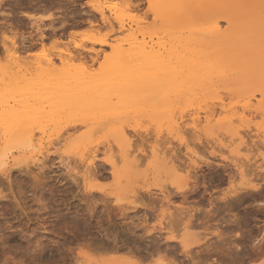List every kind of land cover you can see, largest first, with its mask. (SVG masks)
Wrapping results in <instances>:
<instances>
[{"label":"rangeland","instance_id":"374dc122","mask_svg":"<svg viewBox=\"0 0 264 264\" xmlns=\"http://www.w3.org/2000/svg\"><path fill=\"white\" fill-rule=\"evenodd\" d=\"M183 1L0 0V83L3 84H0V94L9 89V85H6L9 79L5 75L10 69H18L17 72L20 69L21 74L24 71L29 77L42 79L38 69L42 58H49L51 55L58 59L57 56L67 55L71 51L73 54H82L80 57H83L72 60L75 67H89L84 70H91L97 79L103 77L105 70L102 72L101 69L107 68L116 54L111 47L100 45L102 40L129 47V41L136 36L139 41L161 46L162 51L174 50L179 56L198 58L199 64H202L207 61V57L212 60L213 53L219 48L212 34L219 21L227 34L237 31L253 35L255 42L252 45L258 48L260 46L261 50L255 49L258 52L255 55L258 64L252 60L245 65H227L225 70L231 68L229 71L227 69V73L222 72L214 80L210 79L206 90H202L201 101L183 102L171 80L166 83L167 79L159 78L142 85L143 88L121 85L111 97L110 105L113 110L103 106L102 96L97 99L95 109L75 112L68 109L52 110L48 106L40 127L46 125L44 128L50 132L55 131L53 129L57 126L64 134V129L69 127L70 130L75 124L92 120L95 123L92 128L95 130L97 127L100 131L91 129L90 133H86L88 128L83 127L74 139L78 144L71 141L64 146H56L60 152L54 147L49 152L50 158L42 167L33 163L29 165V169H13L10 177L0 174V196L4 195L0 197V264H62V260H73V264H215L218 260L216 264H259L264 261V28L259 27L264 24L250 19L261 18L260 21L264 22V4L262 0H194L193 8L206 17L196 19L198 14L194 13L197 15L193 19L190 12L186 14L187 9L192 11V5L184 4L189 0ZM252 6L257 7L254 10ZM100 10L104 11L106 21ZM121 24H124L123 30H120ZM248 24H255L254 29H249ZM260 34L263 36L259 38ZM23 38L27 39L25 45L28 48L22 49ZM14 39L18 46L13 45ZM227 40L229 39L226 37L221 39L222 42H229ZM95 49L102 51L98 57L96 55V60L93 58ZM16 52L20 59H17ZM186 73L194 79L200 78L201 74L196 64L183 75ZM4 77L7 79H2ZM181 81L182 78L179 82ZM151 90L154 91L150 92ZM47 94L45 98L48 100L51 95L50 92ZM212 111L215 115L207 124L205 117ZM109 113L114 116V120L111 118V122L107 123L104 117ZM197 117H200L201 124L194 121ZM46 118L48 122L44 123ZM175 120L181 129L180 134L177 127H174ZM119 124L129 132H134L132 146L137 151L136 154L139 153L138 159L143 157L134 166L137 169L117 160L118 154H121L116 138ZM38 129L39 127L37 132ZM38 135L41 136L37 133V138ZM91 149H98L99 155L95 160L96 164L88 169L87 164L81 160V155L83 152L90 153ZM62 152L69 157L70 167L62 161ZM111 152L118 154L115 156ZM111 154L119 163L115 167L111 164ZM121 170L123 171L120 172ZM89 174L92 175L91 180L87 178ZM243 181L257 182L260 187L248 188L252 192L248 189L242 192L239 190V198L242 199L238 201H232L230 197L224 199L228 189L232 192L235 186L242 187L237 184ZM185 182H188V187L184 186ZM247 191L249 194L243 193ZM250 193H253L252 197ZM234 202H238V205L232 209L234 206L230 204ZM222 204L224 206H220ZM177 207H182L184 214L189 208L193 211L197 209L202 216L200 224L203 226L192 228V234L183 236L184 223ZM218 207V212L223 215L215 212ZM226 207H230L229 211ZM210 212L215 217L210 214L212 216L208 219L211 220L208 221L206 217H210ZM173 216L178 218L179 223ZM228 217H231V222ZM173 218L176 221L174 223ZM238 219L243 231L239 229ZM234 220H237L236 224ZM205 221L209 222V226ZM229 226L235 227H230L233 232ZM220 230L226 237L221 239ZM228 230L230 235L227 236ZM240 233L244 234L243 237L239 236ZM182 236L194 252L201 253L206 247H201L205 241L221 246L214 245L213 247H217L215 250H221L222 245L229 242V246L225 243L228 248L224 245V252L241 247L239 249L244 250L243 256L217 257L216 254L212 257H183V249L179 243ZM235 236H238V240ZM155 238L160 242L158 250L153 245L158 243ZM235 240L240 244L238 248L230 245L231 242L237 244ZM166 242L173 243L177 248H170ZM259 242L262 249L258 246Z\"/></svg>","mask_w":264,"mask_h":264},{"label":"bare ground","instance_id":"6f19581e","mask_svg":"<svg viewBox=\"0 0 264 264\" xmlns=\"http://www.w3.org/2000/svg\"><path fill=\"white\" fill-rule=\"evenodd\" d=\"M165 1V0H164ZM183 1V0H182ZM186 1V0H184ZM183 1V2H184ZM194 0H189V3L187 1V3L184 4H188L189 6L192 5L191 9L192 11L189 9H187L186 14H188V12L191 13V16L193 19L196 18L195 16L197 15L198 17L196 19H200L201 18H205V16H203L202 14H199L197 11V9L193 8V4L195 2H193ZM245 1V0H243ZM242 1V2H243ZM249 1V0H247ZM181 2V1H180ZM182 2V4H183ZM223 2V1H222ZM252 2V1H251ZM183 4V5H184ZM241 4V3H240ZM246 5V3H244ZM244 4H242L244 6ZM249 4V3H248ZM253 4V3H252ZM251 4V5H252ZM188 5H184L188 8ZM183 6V7H184ZM241 8H247L246 6ZM250 6V4H249ZM248 6V7H249ZM253 9L255 10V7L252 6ZM240 8V7H239ZM182 9V10H183ZM194 9V10H193ZM242 10V9H241ZM248 10V9H246ZM251 9V11H254ZM194 11V12H193ZM102 18L104 21H106V16L104 15V11L100 10ZM183 12V11H182ZM259 12V10H258ZM181 13V11H180ZM184 13V12H183ZM194 13H197L196 15ZM211 13V12H210ZM223 13V12H222ZM254 13V12H253ZM257 13V12H255ZM264 13V12H263ZM185 14V13H184ZM194 17H193V15ZM235 14V13H234ZM258 14V13H257ZM200 15V16H199ZM209 15V14H208ZM212 15V14H211ZM230 15V14H229ZM236 15V14H235ZM261 15V14H260ZM264 16V14H262ZM261 15V16H262ZM180 16V15H179ZM253 16V15H252ZM251 16V17H252ZM178 17V15H177ZM182 17V16H181ZM180 17V18H181ZM184 17V16H183ZM187 17V16H186ZM210 17V16H209ZM209 17H207V20L209 19ZM235 17V16H234ZM259 17V16H258ZM188 18V17H187ZM263 18V17H262ZM195 19V20H196ZM248 19V18H247ZM251 20H253L254 22L258 21L262 24H264V22L260 21L261 18H258L256 20L253 18H250ZM249 19V20H250ZM94 20V19H93ZM250 20V21H251ZM181 21V20H180ZM198 21V20H196ZM203 21V20H200ZM243 21V20H242ZM252 21V22H253ZM205 22V21H203ZM219 22V21H218ZM216 24V26L214 27V39L216 40L217 44H218V49L213 53L214 57H212L213 59L211 60V58L207 57L206 58V62L199 64V60L198 58H187L185 56H179L177 55V53L174 50H165L162 51L160 47H157L155 44H151L147 41H139L138 38L136 36H133L131 38V40L129 41V47H124V45L119 44V43H111L109 41L106 40H102L100 41V45L103 46H109L112 48V50L115 52L116 57L115 59H113L112 62H110L107 66V68H103L101 69L102 72H104L105 70V74L103 75V77H100L99 79L95 78L93 73L91 72V70L87 69L84 70L85 68H89V67H78V68H82V69H78L77 67H75L72 63V60H74L77 57H80V55L82 54H77L74 52V54L71 52H67V55H59L57 56L58 59H55L54 57H45L42 58V62L39 64L38 69L40 70V78L42 79H35L32 77H29V75L27 76L24 71L21 74L20 69L19 72H17L18 69H14L13 70H9L10 74L8 70H6V72L8 71V73H6L5 76H8V83H6V85L9 87V89H5L6 91L2 94H0V174L5 175L6 177H10L9 175L11 174L10 172L15 169H22V168H27L30 167L29 165L33 164V165H38L40 167H42L46 160L49 159V152L50 150L52 151L53 148L56 146L58 147V145H65L67 144V142H77L76 144H78V141H75L74 139H76V135L79 133L81 128H88V131H85L86 133H90L91 129L93 131H100L97 129V127H95V130L92 128V124H95L94 122H89V121H83L81 123H78L77 125L75 124V126L72 127V129H64V134L62 133V131L58 130L57 126H55L56 128H54L53 130L55 131H48L46 128L44 127H40V122L41 120H43V118L45 117V113H46V109L47 107H51L56 109H61V110H65L68 109L72 110V111H79V110H84V109H95L96 108V101L99 97L102 96V100L104 102L103 106H107V108H109V110H113V106L110 105L111 102V97L112 95H115L118 90L121 88V85H127V86H131V87H142V85L147 84L148 82H154L157 81L159 78L166 80V83L169 82V79L171 80V83L173 84L174 90L179 92V95L182 96V101L183 102H189V101H196L202 100V90H206V86H208V81L210 79H213L217 76L220 75V73H227L229 71V69L231 68H226L227 65H229V67H231L232 64H248L250 63L252 60L255 61L257 64L258 59L255 55H257V53L255 52V49L258 48L255 45H252L253 42V35L249 36V33H242V32H237V31H232V33L227 34L226 30L222 29V25H220V23ZM247 22V21H246ZM246 22H243L244 24ZM99 23V22H98ZM195 23V22H194ZM197 23V22H196ZM198 23H200L198 21ZM206 23V22H205ZM238 23V22H237ZM240 23V20H239ZM39 25V24H37ZM36 25V26H37ZM124 25V24H123ZM123 25H120V30H123ZM241 25V24H240ZM243 25V24H242ZM250 24H248L249 26ZM253 25V24H252ZM211 26V25H210ZM244 26V25H243ZM257 26V25H256ZM39 28V26H37ZM41 27V26H40ZM51 27V26H50ZM53 27V26H52ZM224 27V26H223ZM255 24L253 26H249V29H254ZM259 27L264 28V26H262L261 24L259 25ZM205 28V27H204ZM239 28V27H238ZM41 29V28H40ZM252 29V30H253ZM186 30V29H185ZM251 30V31H252ZM256 30V29H255ZM258 30V28H257ZM250 31V32H251ZM261 31V30H260ZM264 31V30H263ZM254 32V31H253ZM183 33V32H182ZM186 33V32H185ZM189 33V32H188ZM258 33V32H257ZM172 34V33H171ZM169 34V35H171ZM195 34V33H194ZM227 34V35H226ZM22 36V35H21ZM263 36V34L259 35ZM199 37V36H198ZM224 37H226V39H229L227 41L229 42H225V41H221V39H223ZM22 38V37H21ZM203 37H201V39H203ZM252 38V40H251ZM263 39V38H261ZM23 44H21L22 49L23 47H27L25 45V40L27 42L26 38L22 39ZM257 40V38H256ZM128 41V40H127ZM176 41V39H175ZM259 41V40H257ZM204 42V41H203ZM222 42V43H221ZM54 43V42H53ZM128 43V42H127ZM171 43V42H170ZM193 43V42H192ZM157 44V43H156ZM175 44V42H174ZM191 44V43H190ZM15 46H18L19 44H17V42L14 39V44ZM261 45V44H260ZM254 46V47H253ZM30 47V46H29ZM179 47V46H178ZM217 47V46H216ZM263 46H261L262 49ZM21 49V50H22ZM26 49V48H25ZM186 49V48H185ZM260 46L258 49L259 50ZM264 49V48H263ZM89 50V49H87ZM164 50V49H163ZM96 51V49H95ZM23 52V51H22ZM102 51H96V54L93 58L97 57L100 55ZM81 53V52H80ZM264 54V53H263ZM92 55V54H91ZM90 55V56H91ZM190 55V54H189ZM20 55L16 52V57L17 59H20L19 57ZM48 56V53H47ZM264 56V55H262ZM262 56L260 59H262ZM44 57V56H43ZM259 57V56H258ZM81 59L83 57H80ZM92 58V56L90 57ZM92 58V60H94ZM79 59V58H78ZM86 59V58H85ZM97 58H95L96 60ZM257 59V60H256ZM259 59V61H260ZM264 59V57H263ZM41 60V59H40ZM58 60V61H57ZM94 60V61H95ZM263 62V60L261 61ZM197 65V67H199V73L200 74V78L198 79H194L193 77L191 78L188 73H186L185 75H183L187 70L191 69L194 65ZM253 64V63H252ZM253 66V65H251ZM253 68V67H252ZM35 70V69H34ZM236 70V69H234ZM241 70V69H240ZM249 70V69H248ZM263 70V69H262ZM100 71V72H101ZM226 71V72H224ZM232 72V71H231ZM235 72V71H233ZM230 73V72H229ZM235 73H239V72H235ZM241 73V72H240ZM254 73V72H253ZM256 73V72H255ZM260 75V72H258ZM250 74V73H249ZM252 74V73H251ZM102 75V74H101ZM183 75V76H182ZM242 75V73H241ZM244 75V74H243ZM3 76V75H2ZM194 76V74H193ZM246 76V75H245ZM249 76V75H248ZM196 77V76H194ZM238 77V76H236ZM247 77V76H246ZM6 77L2 78L5 79ZM182 78L183 81L179 82V80ZM248 78V77H247ZM7 79V78H6ZM238 79V78H236ZM241 79V78H239ZM1 84V83H0ZM208 84V85H207ZM3 85V84H1ZM163 86V85H162ZM167 88H169L168 86H166ZM143 88V87H142ZM165 88V86H164ZM162 88V89H164ZM145 89V88H144ZM159 89V90H162ZM33 90V91H31ZM134 90V89H132ZM140 90V89H139ZM143 90V89H142ZM170 90V89H169ZM173 90V89H172ZM154 90H151L150 92H152ZM157 91V90H156ZM47 92H50L51 97H49L50 99L47 100V98H45L47 94ZM142 92V91H141ZM145 92V91H144ZM149 92V91H148ZM149 92V94H150ZM170 92V91H169ZM172 92V91H171ZM157 93V92H156ZM140 93H138L139 95ZM147 94V92H146ZM137 95V96H138ZM131 96V95H130ZM178 96V95H177ZM250 96V95H249ZM129 97V96H128ZM254 97V96H253ZM113 98V97H112ZM127 99V98H126ZM99 100V99H98ZM115 100V99H113ZM166 100V99H165ZM123 101H125V98L123 99ZM137 101V100H136ZM146 101V100H145ZM157 101V100H156ZM161 102V101H160ZM119 103V102H116ZM130 103V102H129ZM155 103V102H154ZM200 103V102H199ZM116 105V104H113ZM120 105V104H119ZM118 105V108H119ZM122 105V104H121ZM124 105V104H123ZM158 105V103H157ZM190 105V104H189ZM117 106V105H116ZM102 107V106H101ZM152 107V105H151ZM99 108V107H98ZM116 108V107H115ZM114 108V109H115ZM124 108V107H123ZM138 108V107H137ZM134 109V108H133ZM195 109V108H194ZM53 110V109H52ZM60 110V111H61ZM120 109H117V111H119ZM144 110V109H143ZM66 111V110H65ZM116 110H114L115 112ZM57 112V111H56ZM106 112V111H105ZM109 112V111H108ZM113 112V111H112ZM111 112V113H112ZM121 112V111H120ZM139 112V110H138ZM58 113V112H57ZM60 113V112H59ZM64 113V111L62 112ZM74 113V112H71ZM104 113V112H100ZM67 114V113H66ZM70 114V113H69ZM92 114V113H91ZM120 114V113H119ZM61 115V114H60ZM65 115V114H63ZM73 115V114H72ZM104 115V114H103ZM215 115V112L212 111L210 114H208L205 117V122L207 124H209L213 119ZM59 116V114H58ZM68 116V115H67ZM66 116V117H67ZM105 116V115H104ZM62 117V116H61ZM60 117V118H61ZM65 117V118H66ZM74 117V116H73ZM113 115H111L109 113V115L107 114L104 118L107 119V123H110V120H114ZM56 118V117H55ZM54 118V119H55ZM59 117H57L56 119H58ZM64 118V117H63ZM112 118V119H111ZM110 119V120H109ZM64 120V119H63ZM67 120V119H66ZM65 120V121H66ZM69 120V119H68ZM109 120V121H108ZM174 120V119H173ZM178 120V119H177ZM45 121H47V118L44 120V123H46ZM54 121V120H53ZM101 121V120H100ZM172 121V120H171ZM195 122H200L198 124H201L202 121L200 119V117H197L194 119ZM48 122V121H47ZM64 122V121H63ZM80 122V121H79ZM102 122V121H101ZM176 120L174 121V127L176 126V130L177 132L180 134L181 129L178 126V122L176 124ZM58 123V122H57ZM68 123V122H67ZM76 123V122H75ZM103 123V122H102ZM117 123V122H116ZM170 123V121H169ZM59 124V123H58ZM61 124V123H60ZM105 126L106 124L103 123ZM198 124H196V127H198ZM108 125V124H107ZM100 126H102L100 124ZM99 126V129L101 128ZM166 126V125H165ZM37 127H39V131L37 132L36 129ZM47 127V126H46ZM106 128V127H105ZM50 129V128H49ZM97 129V130H96ZM66 130V131H65ZM139 130V129H138ZM103 131V129L101 130ZM67 132V134H66ZM132 131H128L123 125L118 126L117 130H116V138H117V144H118V149L120 151V155L118 154V156H120V159H118L119 157L117 156V160L123 162V164H125L126 166L129 167H134L135 165L139 164V160L143 159V157H141V159H138L140 157H138L137 151H135V148H133L132 146ZM176 132V133H177ZM192 132V131H191ZM37 133H39L41 136H39L37 138ZM99 133V132H98ZM143 133V132H142ZM94 134V133H93ZM97 134V133H96ZM195 135V134H194ZM98 136V135H97ZM136 136V135H135ZM143 136V134H142ZM197 137V136H196ZM82 140V139H81ZM141 141V140H140ZM143 141V140H142ZM150 141V140H149ZM82 143V141H80ZM89 142V141H88ZM134 142V141H133ZM146 142V141H145ZM153 142V141H152ZM136 143V142H135ZM143 143V142H142ZM147 143V142H146ZM87 144V143H86ZM134 144V143H133ZM105 145V144H104ZM135 145V144H134ZM143 145V144H142ZM100 146V145H99ZM144 146V145H143ZM155 146V145H154ZM254 146V145H252ZM66 147V146H65ZM91 147V146H90ZM95 147V146H94ZM140 147V146H139ZM163 147V146H162ZM63 148V147H62ZM106 148V147H105ZM133 148V149H132ZM258 148V147H257ZM77 149V148H76ZM80 149V148H79ZM112 149V148H111ZM137 149V148H136ZM55 150V149H54ZM57 150V148H56ZM60 149L57 150V152ZM86 150V149H85ZM91 152H83L81 155V160L87 164L88 169L90 168V166H93L95 163L96 158L98 157V149H94V150H90ZM149 151V150H148ZM177 152V150H175ZM56 152V153H57ZM60 152V151H59ZM82 152V150H81ZM98 152V153H97ZM146 152V151H145ZM162 152V151H161ZM192 152H194L192 150ZM67 153V152H65ZM114 153V152H111ZM18 154V155H17ZM60 154V153H59ZM62 154H64L62 152ZM61 154V155H62ZM69 154V153H68ZM116 154V155H117ZM167 154V153H166ZM115 155V153H114ZM115 155V156H116ZM154 155H157L154 154ZM191 155V154H190ZM111 158L112 154L110 155ZM114 156V157H115ZM147 156V155H146ZM174 158V157H173ZM61 159H63L62 161H65L66 165L70 167L71 162L69 161V157L66 156L64 154V157L62 156ZM145 159V158H144ZM147 159V158H146ZM158 159V158H157ZM67 160V162H66ZM115 158H113V161L111 162V164L115 167L117 166V160ZM178 160V158H177ZM189 161V160H188ZM153 162V161H152ZM142 163V162H141ZM144 164V162L142 163ZM124 165V167H126ZM183 166V165H181ZM180 166V167H181ZM193 166V165H192ZM242 166V165H241ZM259 166V165H258ZM140 167V166H138ZM175 167V166H174ZM185 168V166H183ZM182 167V168H183ZM190 167V166H188ZM92 168V167H91ZM191 168V167H190ZM252 168V167H251ZM250 168V169H251ZM257 168V167H256ZM134 169H137V167ZM181 169V168H180ZM179 169V170H180ZM192 169V168H191ZM247 169V168H246ZM120 170V169H119ZM123 170H121L120 172H122ZM182 171V170H181ZM180 171V172H181ZM190 171V169H189ZM249 171V170H246ZM251 171V170H250ZM136 172V171H135ZM185 172V170H184ZM193 172V171H192ZM244 172V171H243ZM252 172V171H251ZM139 173V172H138ZM134 174V173H133ZM194 174V173H193ZM254 174V172H253ZM90 175V174H89ZM88 179H92V175L87 177ZM248 178V177H247ZM9 179V178H8ZM197 179V178H196ZM255 179V178H254ZM257 179V178H256ZM250 180V179H249ZM252 181V180H251ZM190 182V180H189ZM193 182V181H192ZM244 182V181H243ZM241 182L240 184H237L238 186L242 185V187H237L234 185H232L235 189H232V192H229L228 189V193L225 194L224 199H226V197H230L232 199V201H238L242 198H239L240 194H238V191L240 190L241 192L243 190H246L248 188H256L257 186H259V184L256 183H251L250 181H246V183ZM253 182V181H252ZM192 184V183H190ZM194 184V183H193ZM189 185L188 182H185L184 186ZM195 185V184H194ZM182 185H180L181 187ZM262 186V185H261ZM188 187V186H187ZM260 187V186H259ZM258 187V188H259ZM183 188V186H182ZM191 188V187H190ZM196 188V187H195ZM194 188V189H195ZM248 189L249 192H252V190ZM163 190V189H162ZM255 190V189H254ZM258 190V189H257ZM260 190V189H259ZM263 190V189H261ZM185 191V190H182ZM231 191V189H230ZM239 191V192H240ZM247 192H243V193H248ZM181 192V191H178ZM176 192V193H178ZM186 192V191H185ZM184 192V193H185ZM175 193V194H176ZM183 194V192H181ZM179 193V194H181ZM259 193V192H257ZM264 193V192H263ZM249 194V193H248ZM251 194V193H250ZM253 194V193H252ZM250 195L251 197L253 195ZM262 194V193H261ZM187 195V194H186ZM247 195V194H246ZM260 195V194H259ZM249 196V195H248ZM0 197H4V195H1ZM184 197V196H183ZM249 197V198H251ZM185 198V197H184ZM188 198V197H187ZM246 198V197H245ZM220 199V198H219ZM222 199V198H221ZM248 199V198H247ZM258 198L256 197V200ZM255 200V201H256ZM211 201V200H210ZM243 201V200H242ZM257 201H260L259 199ZM264 200H262L263 202ZM228 202V201H227ZM261 202V201H260ZM215 203V202H213ZM236 203V205H235ZM238 202H234V204H230L233 205L234 207H232V209H234L235 207H237ZM259 203V202H258ZM227 205V204H226ZM214 206V205H213ZM216 206V205H215ZM220 206H224L223 204ZM262 206V203H261ZM187 207V206H186ZM264 207V206H263ZM178 208V207H177ZM182 207L178 208V212L180 213V218L182 219L183 223H184V235L192 234V232L190 231V229L192 228H196V227H202L203 225L200 224V219H201V215L199 214V211L197 212L196 210L193 211V209L188 210V212H186V214H184L183 212V208ZM221 208V207H220ZM224 208V207H223ZM222 208V209H223ZM230 208V207H229ZM229 208L226 210L229 211ZM186 209V208H185ZM218 209V210H217ZM199 210V209H198ZM231 210V209H230ZM187 211V209H186ZM209 211V209H208ZM214 211V210H213ZM212 211V212H213ZM219 211V207L216 208L215 212ZM223 211V210H222ZM234 211V210H231ZM177 212V213H178ZM214 212V213H215ZM216 212V213H217ZM224 212V211H223ZM176 213V212H174ZM201 213V212H200ZM215 213V214H216ZM219 213V212H218ZM173 214V213H172ZM205 214V213H204ZM212 214L211 212L209 213V215ZM219 214H222L221 212ZM175 215V214H174ZM206 215V214H205ZM208 215V213H207ZM206 215V216H207ZM208 215V216H209ZM213 215V214H212ZM210 217H206L211 218ZM223 215V214H222ZM204 216V215H203ZM214 216V215H213ZM225 216V215H224ZM230 216V215H229ZM235 216V215H234ZM233 216V217H234ZM174 217V216H173ZM215 217V216H214ZM223 217V216H222ZM227 217V216H225ZM236 217V216H235ZM176 218V216L174 217ZM173 218V219H174ZM204 218V217H203ZM219 218V217H218ZM224 218V217H223ZM231 218V217H230ZM229 217L227 218L228 221H232L229 220ZM171 219V220H173ZM178 218H176L177 220ZM214 218H212L213 220ZM227 219L225 218V220L227 221ZM205 220V219H204ZM211 219H208V221ZM221 220V219H220ZM239 220V219H238ZM244 220V219H243ZM179 223V220H177ZM202 221V220H201ZM204 222L208 225L209 222ZM235 221V220H234ZM233 221V222H234ZM237 221V220H236ZM236 221L234 222L236 224ZM176 222L175 219L173 220V223ZM203 222V221H202ZM176 223V224H178ZM228 223V222H227ZM205 224V225H206ZM212 224V223H211ZM214 224V223H213ZM216 224V223H215ZM219 224V223H217ZM231 224V223H229ZM233 224V223H232ZM231 224V225H232ZM238 224V222H237ZM179 225V224H178ZM228 225V224H227ZM234 225V224H233ZM232 225V226H233ZM240 220H239V229H240ZM211 226V225H210ZM232 226H229L232 228ZM242 226V225H241ZM213 227V226H212ZM215 227V226H214ZM207 228V227H206ZM235 228V227H233ZM232 228V229H233ZM209 231L210 227L208 228ZM230 229L232 232L233 230ZM204 230V228H203ZM218 230V229H217ZM230 230L229 233L227 234L230 235ZM242 230V229H240ZM206 231H208L206 229ZM208 231V232H209ZM219 231V230H218ZM235 231V230H234ZM236 231H237V225H236ZM239 231V230H238ZM243 231V230H242ZM212 232V231H211ZM225 232V231H223ZM231 232V233H232ZM221 233V239L224 238L223 236H225V233H223L220 230ZM227 233V232H226ZM242 233V232H241ZM241 233L239 234V236L241 235ZM209 234V233H208ZM238 234V233H237ZM206 235V234H205ZM218 235V234H217ZM220 235V234H219ZM244 235V234H243ZM243 235H241V237H243ZM182 236V238H180L181 240L179 241V243L181 244V249H183V257H212L213 255L217 257H242L243 256V251L244 250H240L239 248V242L236 243L237 244H232L233 242H231V246L235 245L236 250H228V253H225L224 251L226 250V247L228 248L229 246V242L227 240L228 243H225L228 245H224L226 247H224V245H222V249H214L217 247H213L215 244H211L210 242L208 243L207 241H205L204 245L201 247L203 248L204 246H206L205 248H203V251L200 253H198L197 251L194 252L193 249H191L189 247V244L186 242L185 238ZM247 236V235H246ZM249 236V235H248ZM157 237V236H156ZM205 237V236H204ZM226 237V236H225ZM231 237V236H230ZM238 236H235V239L238 240V238H236ZM241 237L239 238L240 240ZM149 238V237H148ZM211 238V237H210ZM247 238V237H246ZM147 239V238H146ZM158 243L153 244V240L150 244L153 245H158L160 246V242L158 241V238H155ZM154 239V240H155ZM203 239V238H202ZM217 239V238H216ZM227 239V238H226ZM231 239V238H228ZM262 239V238H261ZM151 240V239H150ZM208 240V237L207 239ZM220 240V239H219ZM218 240V241H219ZM148 241V240H146ZM212 241V240H211ZM214 241V240H213ZM212 241V242H213ZM217 241V240H216ZM232 241V240H231ZM262 241V240H261ZM260 241V242H261ZM168 242V241H167ZM166 242V243H167ZM215 242V241H214ZM243 242H245L243 240ZM260 242H259V248H261L260 246ZM148 243V242H147ZM217 243V242H216ZM242 243V241L240 242ZM258 243V242H257ZM263 244V242H261ZM164 244V243H163ZM168 244V243H167ZM171 244V245H170ZM169 247L170 246H175L173 245V243L170 242ZM223 244V243H222ZM239 244V245H238ZM245 244V243H244ZM243 244V245H244ZM261 244V245H262ZM149 245V244H148ZM162 245V244H161ZM219 245V244H216ZM215 245V246H216ZM242 245V246H243ZM257 245V244H256ZM255 245V247H257ZM156 246H154L156 248ZM158 246L157 249L158 250ZM199 246V245H198ZM197 246V247H198ZM220 246V245H219ZM218 246V248H220ZM230 246V247H231ZM263 246V245H262ZM117 247V246H116ZM120 247V246H119ZM165 247V246H164ZM176 247V246H175ZM174 247V248H175ZM245 247V246H243ZM242 247V248H243ZM161 248V247H160ZM168 248V246H167ZM173 248V247H170ZM173 248V249H174ZM177 248V247H176ZM225 248V250H223ZM169 249V248H168ZM246 249V247H245ZM255 249V248H254ZM257 249V248H256ZM262 249V248H261ZM141 250V249H140ZM146 250V249H145ZM153 250V249H152ZM161 250V249H159ZM164 250V249H163ZM144 251V250H143ZM151 251V250H150ZM154 251V250H153ZM198 251H201L198 250ZM261 251V250H258ZM131 252V251H130ZM147 252V251H146ZM145 252V253H146ZM256 252V251H255ZM247 253V252H246ZM246 253H244L246 255ZM259 253V252H258ZM150 254V253H149ZM148 254V255H149ZM133 255V254H132ZM244 255V256H245ZM136 256V255H135ZM180 256V255H178ZM153 257V255L151 256ZM181 257V256H180ZM67 259V258H66ZM73 259V258H72ZM217 260V259H216ZM225 260V259H224ZM64 264H73L72 261L69 260V262L62 260ZM65 261V262H64ZM219 262V260H218ZM216 261V263H218ZM221 262V261H220ZM225 262V261H224ZM62 263V262H61ZM62 263V264H63ZM212 263V262H211ZM215 263V264H216ZM214 264V262H213Z\"/></svg>","mask_w":264,"mask_h":264},{"label":"snow or ice","instance_id":"6c2138e0","mask_svg":"<svg viewBox=\"0 0 264 264\" xmlns=\"http://www.w3.org/2000/svg\"><path fill=\"white\" fill-rule=\"evenodd\" d=\"M262 4H264V0H262ZM259 264H264V261H260Z\"/></svg>","mask_w":264,"mask_h":264}]
</instances>
